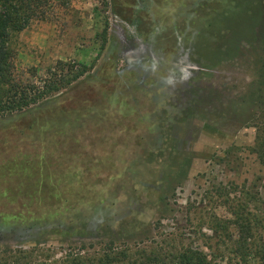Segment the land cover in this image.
Instances as JSON below:
<instances>
[{"label":"rangeland","instance_id":"1","mask_svg":"<svg viewBox=\"0 0 264 264\" xmlns=\"http://www.w3.org/2000/svg\"><path fill=\"white\" fill-rule=\"evenodd\" d=\"M13 49L22 85L88 70L0 114V264H260L264 0H71Z\"/></svg>","mask_w":264,"mask_h":264},{"label":"trees","instance_id":"2","mask_svg":"<svg viewBox=\"0 0 264 264\" xmlns=\"http://www.w3.org/2000/svg\"><path fill=\"white\" fill-rule=\"evenodd\" d=\"M71 0H0V114L20 112L36 104L43 102L52 95L58 94L61 90L70 86L82 78L88 68L85 65L78 66L73 70L69 64L58 62L55 71L50 73L42 87L22 85L12 81L14 71L15 51L13 49V39L30 27L35 21H48L55 15L56 9L66 10L70 6ZM103 37L105 34L102 35ZM105 40V39H104ZM66 67V70H65ZM264 97H254L252 103H262ZM253 115L252 117H254ZM244 206H241V208ZM245 210L236 213L234 219L243 220L239 222L240 230L245 225L243 219ZM244 229V228H243ZM239 230V231H240ZM254 247V248H253ZM248 245L245 238L237 241V250L243 253L252 251L260 264H264V240L260 239V245ZM255 251L254 249H257ZM257 255V256H256ZM126 257V256H124ZM115 260L110 256H104L96 262L88 264H114ZM45 264V263H37ZM83 264V263H82ZM133 264H210L209 259L200 251L185 250L177 256L163 257L156 254L143 256Z\"/></svg>","mask_w":264,"mask_h":264}]
</instances>
